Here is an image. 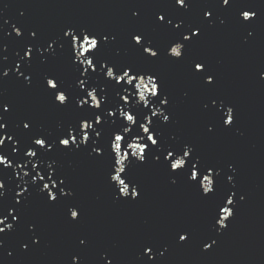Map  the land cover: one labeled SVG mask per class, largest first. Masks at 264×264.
<instances>
[{
	"label": "water",
	"instance_id": "water-1",
	"mask_svg": "<svg viewBox=\"0 0 264 264\" xmlns=\"http://www.w3.org/2000/svg\"><path fill=\"white\" fill-rule=\"evenodd\" d=\"M188 2L191 7L182 18L185 24L203 22V35L195 38L196 42L188 47L182 61H172L163 50L174 33L157 26L155 13L176 15L178 6L174 0H0V49H3L0 55L7 57L3 66L10 70L9 75L0 80V101L9 104V111L2 113L0 120L5 123V131L0 133L4 135L0 155L13 166L18 162L27 164L23 169L0 166V182L5 185L0 206H11L19 190L17 185L35 174L32 164H38L37 171L42 164L50 173L55 169L66 178L75 192L74 203L81 209L79 222H69L66 205L70 201L48 205L44 197L33 192L23 205L22 223L0 234L3 241L0 264H71L73 255L79 256L82 264H102L100 253H106L112 264H143L139 257L147 241L155 242L160 251L167 248L162 257L155 258V264H264V80L259 78V72L264 70V0H232V7H220L219 0ZM239 6L257 12L250 25L238 22ZM205 10L219 18L212 27L203 19ZM133 11L139 13L137 19L132 17ZM220 19L224 20L223 24L219 23ZM13 26L21 30L20 37L12 32ZM67 28H87L109 36V42L98 52L109 67L134 64L138 69L159 73L163 90L170 97V121L160 125L165 139L176 137L190 143L206 162L220 167L222 175L234 177L233 191L238 202L228 227L219 236L208 230L214 203L202 200L196 189L187 186L183 179L171 185L167 171L151 161L131 164L129 175L139 183L143 194L140 199L128 202L114 199L106 179L107 160L90 157V149H58L43 156L38 153L42 160L39 163L37 158L23 155L35 135H50L54 139L82 115L92 114L77 110L74 104L58 108L44 91L43 76L47 74L59 75L73 96L79 91L80 86L75 87L78 72L71 62L69 49L61 50L58 44H53L57 49L55 56H49L43 64L35 60L29 69L33 74L30 87H25L23 78H17L12 71L18 61L17 53L23 55L25 44L46 47ZM32 30L37 31L35 40L28 35ZM136 32L147 34L160 46L158 61L148 60L131 45L130 34ZM197 58L206 60L215 74L214 87H203L189 74V63ZM18 71H23V67ZM113 71L115 74V68ZM111 79L106 75L94 76L89 82L92 87L88 84L82 87L85 92H92L106 110L101 115L103 133L98 143L106 144L110 133L117 129L114 134L126 137L128 145L132 146L123 148L128 153L123 166L129 167L130 160L138 162L137 145L147 136L136 122L149 128L150 120L163 123L160 113L164 109L150 102L154 98L150 96L148 76L143 80L137 77L133 84L119 89L106 81ZM125 96L127 102L123 99ZM209 97L233 106L232 128L224 129L217 124L214 133L206 134L205 126L215 122L214 112L203 109ZM85 98L90 105L95 103L90 97H81ZM145 107L147 111L140 119ZM154 111L156 116H152ZM109 112L115 115L108 116ZM126 114H132L134 121L125 120ZM121 121L127 125V131L120 126ZM22 122H28L29 129H24ZM13 147L17 150L15 153ZM49 164L53 169H48ZM229 164L235 172L229 171ZM24 171H29V176L19 181L15 172L23 176ZM44 174L41 171V175ZM224 187L231 185L222 184L221 189ZM241 195L242 201L239 200ZM6 222H11V218ZM28 224L35 226L34 233L28 231ZM177 224L186 225L192 231L189 244L175 242ZM32 235L39 238L38 244H31ZM82 237H86L84 247L78 243ZM209 237L215 239L216 244L204 251L202 244L210 243ZM22 242L29 244V251H21Z\"/></svg>",
	"mask_w": 264,
	"mask_h": 264
},
{
	"label": "snow or ice",
	"instance_id": "snow-or-ice-1",
	"mask_svg": "<svg viewBox=\"0 0 264 264\" xmlns=\"http://www.w3.org/2000/svg\"><path fill=\"white\" fill-rule=\"evenodd\" d=\"M220 7H232V0H219ZM175 6H178L176 15H170L167 12L155 13V22L158 27L174 33V37L169 41L167 47L163 50V54L172 61H182L188 47L195 43V38H199L203 35V22L199 24H185L182 18L183 13L187 12L191 7L188 0H174ZM182 10V11H179ZM23 15V13H21ZM132 17L137 19L139 13L137 11L132 12ZM257 17V12L251 10L250 7L239 6L237 9V20L242 25H250ZM203 19L208 21L207 26L212 27L216 20L219 19L213 15L212 11L205 10L203 12ZM5 23H7L5 21ZM220 24L224 23V20H219ZM12 32L17 37L22 35L19 28L13 26ZM31 40L38 38L37 31L32 30L28 33ZM248 35L252 33L249 31ZM114 40L115 37L113 36ZM109 42V36L94 32L87 28H67L63 31L62 36L47 43L44 47L40 44L27 43L23 48V55L17 53L18 61L14 65V71L17 78H23V84L25 87H30L32 84V73L29 69L35 60H39L40 63H45L49 56H55L57 49L53 48V44H58L59 49H69L71 52V62L75 66L78 76L75 79V87L80 86L79 91L75 96L68 91L63 80L59 75L47 74L43 76V84L45 93L51 98L53 104L58 108L68 107L74 104L77 110L82 112H90L91 116L82 115L81 118L74 124H69L66 128L60 131V134L56 138H52L50 135L37 134L32 138L31 145L27 146V150L23 153L26 157L37 158L36 161L42 162L38 158L46 153L64 149L68 151H79L81 148L90 149L88 155L93 158H106L107 171L106 179L109 187L112 189L114 199L117 201L126 200L132 202L142 197L143 189L139 183L135 182L129 175V168L132 163L148 164L151 161L152 164L158 165L165 169L168 174L169 183L175 185L178 179H183V182L196 189L202 200L211 201L214 203L215 211L208 222V230L210 233L214 232L219 236L224 229L228 227V221L234 216V209L237 204L236 192L233 191L234 177L232 175H222L223 170L216 164L206 162L197 152L193 145L185 141H179L176 137H170L167 140L162 134L160 128L161 124H167L170 121L171 113L168 112L170 105L169 94L163 90V81L160 78L159 73L148 72L142 69H138L134 64L120 65L111 64L99 58L98 52L102 45ZM130 43L133 47H136L141 51L150 61H158L160 59L161 48L158 44L154 43L147 34L143 32H136L130 34ZM183 49V51L179 50ZM3 49H0L2 52ZM7 57L0 55V80L9 75V69L3 66V61ZM23 67V71H18ZM115 68V74L113 69ZM106 69V73H105ZM99 70V72L97 71ZM188 72L191 77L201 82L203 87H214L215 74L210 70L207 65V61L203 59H193L188 66ZM122 73V75H121ZM103 76L112 78L106 80L110 84L116 86L118 89L125 85H131L139 77L143 80L144 76H148L149 83L151 84L150 96L153 97L150 102L163 107L164 111L160 113L163 123L159 121H149L152 125L151 128L145 127L142 123H137L138 128H142L144 133H147L146 138L143 139L141 145H137L139 148V160L129 161V167L123 166V161L127 152L123 151L125 145H128V139L121 134L117 133L118 130L114 129L113 133H110L106 144L98 143L102 138L103 122L101 115L104 109L99 100L93 96L92 92H85L82 86L88 84L94 76ZM259 78L264 80V70L259 72ZM147 89V85L144 86ZM95 90V89H94ZM97 95H100L97 92ZM90 97L94 104H89L88 99H81V97ZM127 102L128 97H123ZM143 99V94H141ZM77 101H79L77 103ZM148 102L146 101L145 104ZM93 109H99L100 111H94ZM205 111H213L215 116V122L205 126L206 134L214 133L217 124L224 128L230 129L235 122V112L233 106L225 103L219 98L209 97L208 102L203 104ZM226 109V111H225ZM9 111V104L0 101V120L3 119L2 113ZM141 114L140 119L143 118ZM167 113V114H166ZM108 116H114L115 113L109 112ZM157 113L152 112V116H156ZM107 119V116L105 117ZM124 119L130 122L134 121L132 114L124 115ZM89 121H92L91 123ZM24 129H29L28 122H22ZM95 125L96 127H93ZM120 126L127 131V125L120 122ZM5 123L0 122V133H4ZM139 137V132L134 133ZM11 140L12 137L8 136ZM4 143V135L0 134V145ZM17 150L12 148V152ZM123 153V155L121 154ZM119 165V167H118ZM0 166L4 168L15 167L23 169L27 167V164L16 163L14 166L11 161L7 160L5 156L0 155ZM38 164H32V171L35 172L31 176L30 180L23 181L17 185L18 191L13 196V203L7 208L0 206V234H4L5 230L12 231L14 227L22 223V208L27 203L28 198L33 192L38 193L44 197L45 203L48 205H55L61 201H70L66 205L67 207V219L69 222H79L81 209L74 203L75 192L66 183V178L62 177L59 173L53 169V165L49 164L48 169H53L50 173L47 169L42 167L40 171H37ZM228 169L231 172H235L234 167L229 164ZM41 171H44V175H41ZM15 175L19 177V181L23 180V177L29 176V171H24L23 176L21 173L15 172ZM38 178V179H37ZM231 185V187H224L221 189V185ZM31 189V191H30ZM5 185L0 182V199L5 195ZM244 197L239 196V200L242 201ZM5 212L7 213L5 215ZM15 212V214H13ZM11 218V222H6ZM28 231L30 233L35 232V226L28 224ZM175 242L177 245L183 243L187 245L193 238V233L189 227L183 224H177L174 229ZM31 244L36 245L39 243V238L36 235L31 236ZM209 242L202 244V250L208 251L216 244V240L209 237ZM79 246H86V237L79 238ZM3 247V241L0 240V248ZM21 251H29V244L22 242L20 244ZM166 246L164 251H166ZM164 251L157 249V244L153 241H147L142 245V255L139 257L143 264H155V258L157 256L162 257ZM11 255V253H8ZM147 257V259H144ZM100 261L102 264H112V260L109 259L106 253L101 255ZM71 264H82L80 257L73 255L71 257Z\"/></svg>",
	"mask_w": 264,
	"mask_h": 264
}]
</instances>
